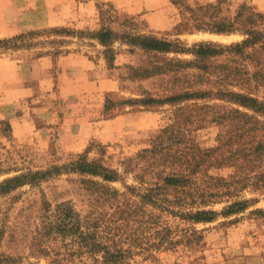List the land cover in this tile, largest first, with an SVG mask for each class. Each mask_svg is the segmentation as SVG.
Here are the masks:
<instances>
[{"label": "rangeland", "instance_id": "obj_1", "mask_svg": "<svg viewBox=\"0 0 264 264\" xmlns=\"http://www.w3.org/2000/svg\"><path fill=\"white\" fill-rule=\"evenodd\" d=\"M102 28L176 46L117 38L111 61ZM46 203L118 264H264V0H0V264H104L58 236L36 252Z\"/></svg>", "mask_w": 264, "mask_h": 264}, {"label": "trees", "instance_id": "obj_2", "mask_svg": "<svg viewBox=\"0 0 264 264\" xmlns=\"http://www.w3.org/2000/svg\"><path fill=\"white\" fill-rule=\"evenodd\" d=\"M230 27L231 28H225L224 26H220L215 28V31L227 32L235 28L232 25ZM246 33L249 35V37L242 42L243 45L254 44L262 39L259 32L256 31L255 28L246 30ZM96 38L101 44L107 46L105 52L108 53L107 59L111 61L113 59V50L110 46L117 38L124 39V41H126L130 45L137 46L140 49L148 52H168L172 49L174 50L176 46L169 41L158 39L154 36L130 35L128 33L117 34L116 32L109 30L108 28H102L100 31H98ZM214 52L215 50L210 48V46L201 44L198 45V48L196 50H194V53L200 57L207 54L212 55ZM159 69L160 67H156L155 71H158ZM147 71V69L143 71L144 75L147 73ZM70 168L71 170L77 171L79 173L102 176L103 179L109 181L116 179V176L113 172L103 168L96 162H88L84 158L72 162ZM46 174V172H43L40 174L33 173L31 177H28L27 175L12 177L2 183L1 186L5 187L2 191H7L21 185L26 179L34 181V179L36 178L35 176L40 175V177H43ZM89 181L91 183H94V181L92 180ZM43 210L44 212L40 219V225L36 230V236L33 238V246L36 248V252L41 255L47 254L49 250L44 243L41 244L43 238L58 236L60 238L70 239V241L75 245L73 248L74 254L79 256V258H81L84 254H87L94 260L97 259L95 258V256L102 252V263L118 264V259H120V252L116 250L110 251L101 240H97L95 233L97 227L90 226V222L83 220L68 203H59L56 204L53 208L50 204L46 203ZM211 214L212 213L210 212H201L196 214V217L194 218L196 220H209V215ZM198 215L203 216L197 217Z\"/></svg>", "mask_w": 264, "mask_h": 264}]
</instances>
